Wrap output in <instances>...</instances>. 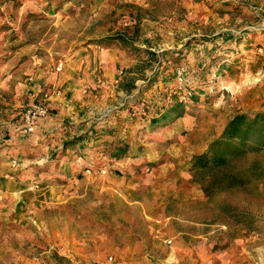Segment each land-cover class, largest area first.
I'll use <instances>...</instances> for the list:
<instances>
[{"label":"rangeland","instance_id":"1","mask_svg":"<svg viewBox=\"0 0 264 264\" xmlns=\"http://www.w3.org/2000/svg\"><path fill=\"white\" fill-rule=\"evenodd\" d=\"M14 2L17 6L19 0ZM153 5L157 15L166 16L175 11L177 18L149 21L140 18L130 24L122 17L124 14L136 12L141 17L147 11L121 2L115 4L107 22L95 21L99 31H112L111 44L117 40L127 47L132 59L140 61L137 78L143 82L144 92L157 82L166 84L155 85L152 94L138 93L137 98H128L123 105L127 115L122 116V127L110 124L98 132L100 137L105 136L100 140V149H93L92 134L85 132L77 137L84 136L82 150L78 151L82 160L91 155L92 149L91 156L100 158L132 156L133 152L163 156L159 150L164 148L156 145L166 146L172 138L158 129L165 126L163 130H166L172 116L163 115L175 104L190 105L201 98L208 106L218 103L234 115L264 113V64H261L264 62V0H154ZM73 9L70 5L65 13ZM30 17L20 24L19 31L33 19L29 31L36 33L20 36L21 41L15 47L19 61L43 55L47 52L44 44L49 51H57L50 48L60 37L52 31L57 27L55 21L38 19L36 15ZM78 25V21L66 20L60 31H72ZM167 29L190 31L184 41V36L175 37L184 44L185 52L178 53L165 46L156 58L154 52L147 50L146 47L157 49L158 43L169 40L166 32L148 36L143 48L132 44L138 40V31ZM215 31L218 32L212 35ZM253 33L257 34L256 38ZM63 39L67 42L66 37ZM248 39L253 41L254 55L259 61L260 71L253 73L243 64L240 68L237 58L245 54H236V51L241 53L238 48L246 45ZM24 42L33 47L26 49ZM198 47L205 53L219 51L210 59V65L204 66L206 69L200 67L209 79L202 91L199 88L203 83L192 81L181 61L189 55L191 65L197 62ZM8 50L6 46L0 48V63L10 56ZM162 57L170 62L161 63ZM180 72L186 77L184 82L178 80ZM106 109L100 111L105 115L100 117L101 121L106 119L107 124L118 120L119 115L111 116L112 110ZM135 123L142 127H133ZM131 143L134 146L130 150ZM229 160L216 175L197 171L189 182L176 187L166 186L158 176H147L150 167L143 168V163L112 164L99 159L92 171L89 167L92 165L80 160L75 176L69 173L71 165L67 164L33 167L29 169L32 179L27 183L33 187L31 195L25 202L16 200L18 206L9 216L5 210L7 199L3 197L0 264H264V150L249 151ZM3 185L5 188L6 184ZM52 189L56 191L52 195L61 192L65 200L61 196L56 202L50 201L55 197L46 198ZM28 203L34 206H29L30 209L26 207ZM175 234L180 244L173 243ZM167 249L177 251L181 258L184 255V260H163L161 257L166 256L161 252Z\"/></svg>","mask_w":264,"mask_h":264},{"label":"crops","instance_id":"2","mask_svg":"<svg viewBox=\"0 0 264 264\" xmlns=\"http://www.w3.org/2000/svg\"><path fill=\"white\" fill-rule=\"evenodd\" d=\"M121 2L132 8L138 7L147 11L141 17L137 16L136 12L128 11L127 14H124L122 17H125L130 24H135L140 18L142 21H149V19L175 20L177 18L175 11H170L166 16L153 12L154 0H19L17 6L14 0H0V48L6 46L7 49H10L8 50L10 56L5 62L0 63V89L2 90L0 91V197L2 198L0 199V210L4 207L3 197L6 196L7 216L15 211L18 206L16 203L19 200L25 202V198L31 195L30 190L33 187L27 185L32 179V171L29 169L44 164L71 165L72 172L69 173L75 176L79 171L80 160L92 165L89 166L92 171L95 169L94 163L99 159L102 163L110 162L112 164L143 163V168L150 167L147 176L150 174L152 177L157 178L158 176L166 182V186L174 185L176 187L181 182L192 178L190 172L192 157L204 152L208 145L220 136L228 120L234 116L232 110L227 112L224 110L225 108L218 106V103L208 106L201 102V98L197 102H191L190 105L175 104L169 108L168 114H165V117L172 116L166 130H163L165 126L158 129L159 132L170 134L168 137L172 138L170 142L166 143V146H162L161 143L156 145L164 148L163 151L158 149L163 156H153L148 153L135 154V152L132 156L108 155L103 158L91 156L94 155L93 149L101 148L100 140L105 139V136L100 137L98 133L100 130H105L110 124L115 128L122 127V116L127 115L123 105L128 98H137L136 94L138 93L152 94L155 85L166 84V82H157L151 86L149 91L144 92L143 82L137 78V66L140 61L132 59L128 55L127 47L122 46L117 40L115 44L110 43L112 31H99L95 26V21L107 22L112 16L115 4ZM70 5L74 8L73 12L65 13ZM85 5V9H82ZM35 15L38 19L48 20L49 18L55 21L54 24L57 27L52 31H55V35L60 37L56 38V44L54 43V47L50 48L57 51H49V48H46L44 44L47 52H43V55L19 61V57H16L19 52H15V47L21 41L20 36L30 37L36 33V31H29L33 19L26 24L24 29L21 28L22 31H19V26L21 23L25 24L24 21L29 20L30 16ZM66 20L78 21L79 25L72 28V31H60ZM249 28L254 30L253 26ZM155 30L161 29L156 28ZM38 31L40 35L41 29L39 28ZM162 32L170 35V39L164 43H158L157 49L146 47L147 50L154 52L156 58L159 57L158 53L165 50V46L178 53L180 50L185 52L184 44L180 40L176 41L175 37L184 36L182 38L184 41L185 35H187L186 37L190 36V31H173L171 29L146 31V33L138 31V40L132 41V44L143 48L149 41L148 36L162 35ZM217 32L215 31L212 35ZM62 36L66 37L67 42H64ZM252 36L256 38L257 34L253 33ZM154 41L157 42V40ZM24 45H26L24 46L26 49L33 47L32 44L25 42ZM197 49L199 50L197 62H193L191 65L189 62L192 59L189 55H186L181 61L188 77L192 81L203 83L202 88H199L202 91L201 89L206 87L209 82L207 75L202 74V69H206L204 66L210 65V59L218 55L219 51L213 49L205 53L203 49L199 47ZM238 50L241 53L236 51L237 55L245 54V57L237 58L240 59L238 60L240 68L243 64L247 70H250V73L255 70L260 71L257 65L259 61L254 55L253 41L248 39V43L242 45V48H238ZM214 53L215 55H213ZM47 54L49 56H46ZM160 60L161 63L170 62L164 60L163 57ZM212 83L218 84L219 82L212 81ZM37 104L45 107L46 113L36 118L33 121V131L26 133L23 130L27 122L26 111ZM105 109L112 110L111 116L119 115L118 120L107 122V124L106 119L101 121L100 117L105 115L100 111L103 112ZM96 115L100 116L96 117ZM133 127L142 126L135 123ZM85 132L87 135H93L94 147L91 155L88 154L85 156L86 159L83 157L84 160H82L78 151L82 150L80 146L84 136L81 139L76 138ZM104 132L102 131V133ZM139 133L142 132L139 131ZM88 144L91 145V142ZM133 146L134 144L131 143L130 150ZM147 162H153L156 165L150 166ZM131 169L135 168L131 167ZM3 184H6L5 188ZM53 191L55 190H50V194L46 198H55L48 200L56 202V198L60 196L62 200H65L61 192L52 195ZM16 200L17 202H15ZM31 205L34 206L32 203H28L26 207L30 208ZM10 225L14 227V224ZM173 243L180 244L178 234H175ZM162 253L166 256V258L161 257L163 260L172 262L184 260V255L181 258V254L177 251L167 249L162 250ZM33 263L30 262V264Z\"/></svg>","mask_w":264,"mask_h":264},{"label":"trees","instance_id":"3","mask_svg":"<svg viewBox=\"0 0 264 264\" xmlns=\"http://www.w3.org/2000/svg\"><path fill=\"white\" fill-rule=\"evenodd\" d=\"M257 150H264V113H238L204 152L192 157V177L197 171L216 175L229 159Z\"/></svg>","mask_w":264,"mask_h":264},{"label":"built area","instance_id":"4","mask_svg":"<svg viewBox=\"0 0 264 264\" xmlns=\"http://www.w3.org/2000/svg\"><path fill=\"white\" fill-rule=\"evenodd\" d=\"M259 50H261V49H259ZM178 74H180V76H178V80L181 82L182 81L184 82V78H186L185 75H183V73L181 74V72ZM188 95H190V93H188ZM45 113H46L45 107H43L42 105H39V104L33 105L29 109H27V111H26L27 122H26L25 128L23 129L24 132H26V133L32 132L34 129L33 121L36 118L45 115Z\"/></svg>","mask_w":264,"mask_h":264}]
</instances>
